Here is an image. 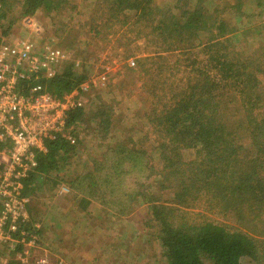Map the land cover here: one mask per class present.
<instances>
[{"label": "trees", "instance_id": "1", "mask_svg": "<svg viewBox=\"0 0 264 264\" xmlns=\"http://www.w3.org/2000/svg\"><path fill=\"white\" fill-rule=\"evenodd\" d=\"M8 1L0 0V40ZM219 1L97 0L96 11L103 8L92 17L101 19L91 25L93 32L126 30L130 38H117L120 46L129 51L143 40L150 50L129 67L141 75L146 101L139 113L150 129H141L138 141L129 136L127 143L108 145L92 170L69 178L61 173L74 145L63 138L47 141L25 193L63 180L80 211L97 202L120 217L144 206L140 222L144 231L154 229L164 264H264V25L254 37L253 13L244 11V1ZM66 3L21 0L20 16L59 13ZM255 9L264 11V0H254ZM88 67L68 61L43 84L62 97L89 79ZM112 107L99 101L94 111L102 139L112 128ZM84 116V107L77 108L68 124L78 126ZM146 133H152L150 148L143 146Z\"/></svg>", "mask_w": 264, "mask_h": 264}, {"label": "rangeland", "instance_id": "2", "mask_svg": "<svg viewBox=\"0 0 264 264\" xmlns=\"http://www.w3.org/2000/svg\"><path fill=\"white\" fill-rule=\"evenodd\" d=\"M67 1L65 8L59 13L40 10L31 17L39 29L37 34L25 23L24 19L27 17L20 16L21 0H9L11 7L6 19L3 20L6 32L0 44L2 41L13 42L23 36L38 40L39 44L54 38L59 46L72 51L74 57L89 66V75L103 69V59L109 57L116 60L113 63L115 64L113 70L108 74V83L102 87L92 88L83 95L85 116L83 121L75 126L77 141L72 144L75 152L66 161V171L61 173L63 175L65 172L69 178L74 174L92 170L94 160L103 157L108 145L124 143L129 136L133 137L134 142L138 141L136 138L144 135L141 129L148 130L149 126H145V122H142L144 116L139 113L142 102L146 101L141 88V75L134 71L136 67L129 68L134 66L128 61L131 58L135 59V56L149 53L150 50L146 49L143 40L133 42L129 51L120 46L116 39L120 37L127 39L125 37L130 38V36L121 28L124 30L122 34V31L117 29L118 26L115 27L117 29L114 31L115 34H107L108 29L102 30L101 34L93 32L90 29L91 25L101 23V19L96 21L92 17L100 15L98 11L103 8L102 5L96 11L97 0ZM154 1L163 5L174 0ZM234 1L236 0L219 2L224 4ZM243 1L244 11L253 13L249 22L256 31L253 33L254 37L258 38L262 29L260 24L264 25V11L259 9L252 11L254 0ZM229 10L228 7V12ZM228 15L230 18L234 17L232 12ZM243 20L248 23V18ZM261 39L264 40V37ZM129 52L134 53V56H127ZM170 66L176 68L175 64ZM184 74V71L180 73L179 78ZM99 101L112 105L114 110L112 128L105 139L99 135L97 120L93 117ZM146 135L148 138L144 140L143 146L150 148L153 143L152 139H149L152 133ZM139 146L142 147V144L140 143ZM62 163L63 161L60 165ZM54 175L56 171L52 173V176ZM63 185L69 187V184L63 180L56 184L53 180H48L40 186L36 194L30 195L31 222L40 224V240L30 259L31 263H34L36 258L46 256L50 264H164L161 247L154 238V229L144 231L140 222L145 211L144 206H136L135 211L120 217H113V209L101 206L97 202H93L87 211H80L73 191L70 188L69 191H60ZM121 243L127 245L122 244V249L113 250L115 245ZM129 245L131 249L126 250Z\"/></svg>", "mask_w": 264, "mask_h": 264}, {"label": "built area", "instance_id": "3", "mask_svg": "<svg viewBox=\"0 0 264 264\" xmlns=\"http://www.w3.org/2000/svg\"><path fill=\"white\" fill-rule=\"evenodd\" d=\"M24 21L38 34L33 18ZM68 61L80 64L54 38L39 44L23 36L0 44V264L12 259L22 264H50L46 256L34 263L30 260L40 240V224L31 222L25 180L38 165V153L47 151V141H77L75 125L68 124L70 115L85 107L86 92L108 83L116 62L103 59L102 70L90 75L80 88L57 97L43 80L60 74ZM128 62L135 66L134 58ZM60 191H69V187L63 185Z\"/></svg>", "mask_w": 264, "mask_h": 264}]
</instances>
